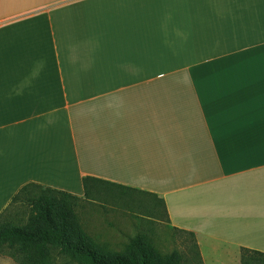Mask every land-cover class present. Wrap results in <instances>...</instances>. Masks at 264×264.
<instances>
[{
	"label": "crops",
	"instance_id": "obj_1",
	"mask_svg": "<svg viewBox=\"0 0 264 264\" xmlns=\"http://www.w3.org/2000/svg\"><path fill=\"white\" fill-rule=\"evenodd\" d=\"M87 177L202 264L264 254V0H0V216Z\"/></svg>",
	"mask_w": 264,
	"mask_h": 264
},
{
	"label": "trees",
	"instance_id": "obj_2",
	"mask_svg": "<svg viewBox=\"0 0 264 264\" xmlns=\"http://www.w3.org/2000/svg\"><path fill=\"white\" fill-rule=\"evenodd\" d=\"M84 178L85 199L105 189ZM37 192L32 196L31 190ZM28 195L32 212L24 224L3 221L0 216V251L6 249L19 264H53L55 249L76 264H185L179 252L157 249L147 234H139L121 251L109 249L89 235L75 211L80 198L64 191L35 184L23 186L11 203ZM196 245V244H195ZM197 247V246H196ZM264 258L258 251L242 249V264Z\"/></svg>",
	"mask_w": 264,
	"mask_h": 264
},
{
	"label": "rangeland",
	"instance_id": "obj_3",
	"mask_svg": "<svg viewBox=\"0 0 264 264\" xmlns=\"http://www.w3.org/2000/svg\"><path fill=\"white\" fill-rule=\"evenodd\" d=\"M31 191L32 196L37 192L36 189ZM29 198L27 194L22 195L17 201L11 203L1 220L13 221L16 224L26 223L25 221L32 212V204ZM125 207L122 206V202L111 200L104 190L102 194L92 195L90 199L79 201L75 211L86 232L97 242L105 244L111 250L121 251L137 235L147 234L153 245L162 253L179 252L183 255L185 264H202L192 235L170 231L164 224L159 228L154 227L152 229L138 227L136 223L131 222L132 220L127 213V206ZM159 208L157 205L156 210L158 212L156 213L158 215L160 214ZM138 215L145 216V213L139 211ZM132 217H135L134 214ZM156 218L164 221L163 215ZM52 263L76 264L59 253L58 249L54 250ZM0 264L19 263L8 250L3 249L0 251ZM251 264H264V258Z\"/></svg>",
	"mask_w": 264,
	"mask_h": 264
}]
</instances>
